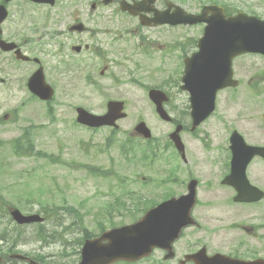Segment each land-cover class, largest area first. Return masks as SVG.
<instances>
[{
    "label": "flooded vegetation",
    "instance_id": "obj_1",
    "mask_svg": "<svg viewBox=\"0 0 264 264\" xmlns=\"http://www.w3.org/2000/svg\"><path fill=\"white\" fill-rule=\"evenodd\" d=\"M169 1L180 4L177 0H0V6L5 8L1 7L7 15L0 22V41L14 45L12 50H4L0 46V81L5 83L4 74L9 73L13 66L24 72L29 90L32 74L42 67L55 94H59V82L62 98L78 102L72 105L75 113L73 124L90 131L95 147L100 146L96 138L102 129L110 130L102 148L110 152L112 147H119L117 134L124 133L126 138L121 140L123 143L119 152H122L125 160H144L152 169L161 161L163 169L168 174L171 171V181L178 186V190L126 194L125 200L128 202L122 208L128 206L126 212L130 213L131 222L163 202L173 198L182 200L174 207L165 206L151 219L153 232L149 236L157 237L152 242L158 244L136 264H255L257 258H264V218L256 214V202L236 201V189L222 183L232 171L230 162H223L219 172L218 169L209 168L207 153L211 151L210 135L206 131L200 133V129L185 128V119H191L189 99L182 111L176 104L173 105L174 93L171 88L179 87L185 91L182 86L185 58L198 50L202 35V32L197 35L193 29L197 26L204 29L205 24L148 25L143 20L153 18L157 11L164 12L168 9ZM128 4L133 5L131 11L125 9ZM146 6L150 10H140ZM226 8L231 9L229 5ZM170 10L173 12L175 7ZM255 13L264 19V0L256 2ZM180 26L186 32L182 38L177 32ZM165 32L173 33L166 38ZM166 67H172L173 77L165 78ZM139 70L145 71L143 78L135 76ZM258 78L255 76L249 81L255 98L256 83L260 82ZM132 85L144 91V98L155 110L156 100L152 98L151 91L166 94L167 99L163 100L162 106L169 118H162L157 113L171 125L163 137L155 136L153 132L150 138L139 132L136 126L144 120L142 117L128 129H123L120 123L123 119L119 120L117 126L105 124L98 127L78 121L80 107L104 115L108 111V103L113 100L122 101L128 111L129 99L132 98L128 87ZM226 89L234 88H225L219 93ZM223 119H226L225 115ZM181 124L182 149L172 137L174 129ZM183 133H188L190 140L198 141L201 147L196 150ZM227 133L222 147L224 152L229 150L231 135L229 131ZM191 150H194L193 153ZM213 167H219V164ZM99 173L104 177L108 175L103 169H99ZM201 175L209 178L205 181L209 190L212 189L209 186L214 187L211 180L222 175L221 190L197 191L196 199L192 202L187 198L188 186L194 179L199 185L202 184L204 178ZM253 184L256 185V182ZM259 202H264V199ZM188 211L194 223L189 222L193 220ZM181 213L184 215L175 216ZM161 214L173 216L160 217ZM217 255L221 257L214 261L210 259Z\"/></svg>",
    "mask_w": 264,
    "mask_h": 264
},
{
    "label": "rangeland",
    "instance_id": "obj_2",
    "mask_svg": "<svg viewBox=\"0 0 264 264\" xmlns=\"http://www.w3.org/2000/svg\"><path fill=\"white\" fill-rule=\"evenodd\" d=\"M227 1L237 9L251 13L256 11V2L263 0ZM176 2L190 11L200 10L199 4L195 5L193 0ZM178 30L182 38L186 32L183 27ZM193 30L197 35L201 34L200 26ZM165 33L167 38L169 33L173 32ZM234 67L237 76L242 79V84L237 89L220 92L217 111L198 128L200 133L206 131L210 135L211 151L207 153V159L209 168L218 169V172L223 168V162L229 160V151L222 150L227 131L231 133L236 128L245 135L249 143L264 145V83L260 85L262 95L258 101H255L248 85L251 76L255 77V73L264 71V56H240L235 59ZM10 69L9 73L4 74L5 83L0 81V233L18 235V239H21V251L33 256L45 255L46 257H43L46 261L71 263L78 258V243L85 229L80 227L77 217L73 212H68L71 209L68 208L67 211V207H74L85 213V225L98 232L97 219L103 223L105 220L101 209L114 201L113 197L122 198L129 192L166 191V188L178 190V186L171 184L172 182L162 183L167 181L171 174L163 169L161 161L152 169L144 160L129 162L124 159L122 152H119L123 143L121 140L126 138L124 133L117 134L119 147H112L110 152L102 149L110 130L102 129L98 131L96 138L101 148L95 147L90 131L73 124L75 113L72 105H77L78 102L62 98V86L59 82V94L56 93V98L50 102H40L27 89L24 72L13 66ZM144 75V70L135 72V76L139 78ZM167 77H173L172 67H166L165 78ZM128 89L132 98L129 99L131 103L128 104V116L120 122L123 129L131 128L135 121L142 117L155 136L163 137L164 133L171 129V125L159 117L153 105L144 98L143 90L133 85ZM171 90L174 93L173 105L176 104L182 111L188 102V93L179 87ZM224 115L227 120L223 119ZM188 121L185 119V122ZM28 130L31 131L30 135L27 134ZM183 136L196 150L201 147L198 141L190 140L188 133H183ZM16 137L24 139L23 145L31 147L34 154H15L11 141ZM29 138L31 142L28 141ZM191 151L193 153L194 150ZM50 155L54 158H50ZM217 163L219 167H213ZM93 167L108 172V177L99 176L98 171L93 174ZM251 171L250 178L264 188V160L256 158ZM144 176L148 179H144ZM212 176L215 177L214 174ZM201 177L204 181L199 191L221 190V178H213L211 183H214V187H209L212 188L209 190L205 182L209 178L202 175ZM104 194L109 195L103 197ZM4 197L10 202L21 204L25 213H33L41 205H46L40 210L46 211L48 217L42 224L16 228V223L14 224L7 214L9 204L3 203ZM122 209L117 213V223L129 221L128 214ZM256 214L264 218V202L256 205ZM107 221L105 220L106 223ZM0 245L6 246L7 241L0 242Z\"/></svg>",
    "mask_w": 264,
    "mask_h": 264
},
{
    "label": "water",
    "instance_id": "obj_3",
    "mask_svg": "<svg viewBox=\"0 0 264 264\" xmlns=\"http://www.w3.org/2000/svg\"><path fill=\"white\" fill-rule=\"evenodd\" d=\"M148 1L151 2L152 0ZM2 18L3 15L0 21ZM152 21L154 24L206 23L204 35L199 40L200 49L186 59L183 75V88L191 94L194 127L214 111L216 94L219 89L239 84V81L233 79L232 63L234 57L249 52L264 54V20L245 12L226 16L224 8L214 4L205 6L200 14H191L176 6L175 13H170L169 10L156 12ZM6 48H11V46ZM29 85L38 96L42 98L52 97L50 86L45 82L42 70L33 76ZM151 96L156 100L162 117L169 118L166 110L162 107L163 100L167 99L166 94L162 91L152 90ZM123 107V102L113 101L109 104L108 114L104 116H96L82 110L85 114L79 120L90 125L112 124L116 119L126 116V113L122 112ZM136 128L147 137L152 135L145 121H141ZM181 129L182 126H179L176 132L172 134L179 147L182 146L179 136ZM231 147L233 150L232 168L234 171L240 172L241 181L246 186L244 191L251 190L252 193L249 197L242 196L239 199L245 201L261 199L264 196V191L250 184L245 171L247 164L255 155L264 157V147L248 145L244 137L237 131L232 135ZM197 183L196 180H193L189 184L190 195L188 197L193 201L195 200ZM174 201L179 203L182 200L173 199L170 202L173 204ZM161 207L151 210L149 215H154L160 211ZM12 215L20 223L42 220L39 215L25 216L19 209L12 210ZM176 215L183 216L184 214ZM148 223L149 218L145 216L135 224L113 228L95 239L87 240L82 249L81 262L78 264H112L121 258L128 259L141 256L145 247L137 234L140 235L142 231H145ZM16 256L21 259L24 258L22 255ZM30 264L39 263L31 260Z\"/></svg>",
    "mask_w": 264,
    "mask_h": 264
},
{
    "label": "trees",
    "instance_id": "obj_4",
    "mask_svg": "<svg viewBox=\"0 0 264 264\" xmlns=\"http://www.w3.org/2000/svg\"><path fill=\"white\" fill-rule=\"evenodd\" d=\"M210 1V0H208ZM213 1V0H212ZM216 2H219L218 0H215ZM60 235V234H59ZM11 234L8 236V238H10ZM61 236V235H60ZM89 236V235H88ZM0 237H4V235H0ZM16 239V238H15ZM59 264V263H58Z\"/></svg>",
    "mask_w": 264,
    "mask_h": 264
}]
</instances>
